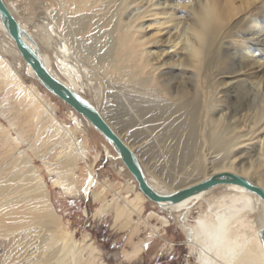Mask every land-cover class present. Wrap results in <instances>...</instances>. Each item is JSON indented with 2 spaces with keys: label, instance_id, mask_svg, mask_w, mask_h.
<instances>
[{
  "label": "bare ground",
  "instance_id": "obj_1",
  "mask_svg": "<svg viewBox=\"0 0 264 264\" xmlns=\"http://www.w3.org/2000/svg\"><path fill=\"white\" fill-rule=\"evenodd\" d=\"M2 1L27 34L28 48L102 116L134 153L155 192L176 194L222 173L264 190V93L258 88V61L246 63V52L258 53L263 25L258 0ZM150 28L156 32L148 33ZM0 41L39 83L1 20ZM0 87L10 91L19 113L33 120L43 145L48 144L29 148L57 177L53 185L69 198L92 194L101 200L110 187L98 190L90 172L81 181L77 176L79 162L88 159L80 118L94 129L91 123L68 106L74 129L62 124L37 87H27L2 54ZM2 132L0 264H14L23 254L25 264H78L87 247L63 229L40 171ZM106 152L119 174L129 175L123 190L129 194L120 195L125 206L107 201L98 216L114 206L115 223L131 221L151 202L174 219L196 250L198 264H264V202L258 195L223 184L178 204H156L141 192L120 156L109 147ZM255 157L258 169L245 168L243 163ZM150 164L159 166L156 174H150ZM172 180L178 186L167 188L164 182ZM152 213L165 228L171 226ZM14 236L19 237L14 241ZM35 238L39 242L33 243ZM141 251L137 247L135 254Z\"/></svg>",
  "mask_w": 264,
  "mask_h": 264
},
{
  "label": "rangeland",
  "instance_id": "obj_2",
  "mask_svg": "<svg viewBox=\"0 0 264 264\" xmlns=\"http://www.w3.org/2000/svg\"><path fill=\"white\" fill-rule=\"evenodd\" d=\"M258 8L263 10L261 19L263 25L258 32V38L260 36L259 40L261 42L258 40L257 54L246 52L247 58H250L246 60V63L249 60L253 63L258 61L256 65L258 67L256 70L258 71V82H260L258 88L260 87L262 94L264 93V0H258ZM155 32L153 28L148 29V33ZM6 47H8L9 52L4 51ZM12 49L9 48L6 41L4 43L0 41V54L17 71L25 85L27 87H37L40 94L54 108L58 120L65 126L74 129L73 122L68 119L70 108L51 95L41 84L31 79L24 67H19V58L13 53ZM41 53L45 57L49 54V52L43 50H41ZM17 108H19V105L14 103L10 91L8 92L0 87V141L5 135L2 132L4 128L5 133H9L12 140H15L18 144L19 148L16 151L25 152L32 159L33 165L40 171L47 183L55 211L62 217L60 221L63 229L67 233L73 234L77 241L82 242L87 247L83 253V260L79 261L78 264H198L196 250L189 247L186 236L174 219L164 210L153 207L151 202L144 203L143 207L138 208L131 221L125 217L120 223H115L114 206L111 207L110 212L100 216L97 215V212L104 208L107 201L119 200V204L125 206V200H122L120 195L125 197L129 194L128 191L123 192V190L124 185L130 181V177L129 175L119 174L118 166L108 156L106 149L109 147L115 158L116 153L95 129L87 126L82 118H80V121L85 125L86 135H80V138H85L88 159L84 163L79 162L77 176L81 181V179H86L90 172L98 181V190L106 185L110 189L104 192L101 200L96 201L92 194L87 197L80 195L79 198L64 196L62 191L53 185V181L57 177L48 174L44 168L42 158L37 157L29 148V145H35L40 149H44L48 144L43 145L44 139L42 136H38L33 120H29L25 113H19ZM56 154L57 151L52 152L51 158ZM0 158L6 159V155L0 152ZM253 161V163L244 162V167L251 168L254 165L255 169H258V157H255ZM147 168L150 174H156L159 166L156 167L150 164ZM164 184L170 189L178 186V182L175 180L169 183L164 182ZM130 195L134 196V193L131 192ZM152 212L166 217L171 226L165 228L162 221L154 216ZM196 216V214L190 216L189 221L193 223ZM42 235L43 233L40 237ZM18 237L14 236L13 240L15 241ZM39 239L35 238L33 243L39 242ZM10 245L13 249V244ZM36 246H39V243L34 245V247ZM137 247H142L140 254H135ZM23 250L18 255L22 254ZM37 250L36 248L33 252ZM37 255H39V252H37ZM25 258L26 255L23 254L20 258L15 259L13 263L25 264Z\"/></svg>",
  "mask_w": 264,
  "mask_h": 264
},
{
  "label": "water",
  "instance_id": "obj_3",
  "mask_svg": "<svg viewBox=\"0 0 264 264\" xmlns=\"http://www.w3.org/2000/svg\"><path fill=\"white\" fill-rule=\"evenodd\" d=\"M0 20L4 23L5 28L15 42L22 58L28 66L32 68L39 83L51 95L56 96L71 107L76 113L88 120L98 133L107 141L114 152L120 156L125 163L129 172L138 182L141 192L152 202L156 204H178L197 194L208 191L209 189L223 184H234L245 188L247 191L256 194L264 202V190L240 176L231 173L217 174L196 186L182 190L172 195H160L155 192L147 182L142 167L131 151V149L112 131L106 124L102 116L84 99L70 90L66 85L52 76L44 65L40 57L26 45L29 40L27 34L18 24L16 19L9 12L4 2L0 0ZM261 238L264 245V228L261 230Z\"/></svg>",
  "mask_w": 264,
  "mask_h": 264
}]
</instances>
